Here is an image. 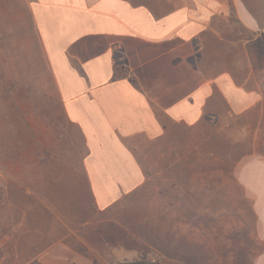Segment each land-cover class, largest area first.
Wrapping results in <instances>:
<instances>
[{"label": "crops", "instance_id": "crops-1", "mask_svg": "<svg viewBox=\"0 0 264 264\" xmlns=\"http://www.w3.org/2000/svg\"><path fill=\"white\" fill-rule=\"evenodd\" d=\"M16 2L56 100L40 129L57 183L29 191L13 264H264V0ZM208 129L241 146L227 172L238 215L177 227L162 206L133 208L148 169L191 161Z\"/></svg>", "mask_w": 264, "mask_h": 264}, {"label": "rangeland", "instance_id": "rangeland-1", "mask_svg": "<svg viewBox=\"0 0 264 264\" xmlns=\"http://www.w3.org/2000/svg\"><path fill=\"white\" fill-rule=\"evenodd\" d=\"M16 5V0H0V264L14 263L8 252L24 238L23 216L33 202L27 197L29 191L39 199L48 194L51 184L57 183L41 161V148L47 146L41 143L40 129L43 109L52 107L56 100L45 96V82L39 80L36 69L39 66H34L28 57L25 19L19 16L22 10ZM205 133L193 141L191 161L177 152L180 156L175 162L163 163L161 168L166 170L153 171V175L148 169L142 190L128 200L144 201L152 208L162 206L160 216L176 218L177 227L185 226L190 218L192 227H199L200 218L226 221L237 216L227 189L231 179L227 172L234 164L233 150L241 146L233 145L230 136H221L215 129ZM185 166L201 169L202 176L186 177ZM207 222L208 227H216L215 221ZM18 259L23 261V257Z\"/></svg>", "mask_w": 264, "mask_h": 264}, {"label": "trees", "instance_id": "trees-1", "mask_svg": "<svg viewBox=\"0 0 264 264\" xmlns=\"http://www.w3.org/2000/svg\"><path fill=\"white\" fill-rule=\"evenodd\" d=\"M132 264H149V263H147V262H141V263H132Z\"/></svg>", "mask_w": 264, "mask_h": 264}]
</instances>
